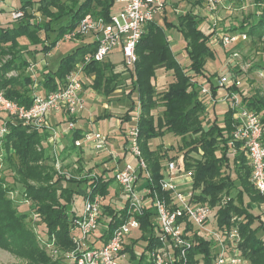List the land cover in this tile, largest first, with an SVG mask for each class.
<instances>
[{
  "label": "trees",
  "instance_id": "1",
  "mask_svg": "<svg viewBox=\"0 0 264 264\" xmlns=\"http://www.w3.org/2000/svg\"><path fill=\"white\" fill-rule=\"evenodd\" d=\"M112 7L113 0H21L17 9L24 10L23 16L16 20L11 19L6 25L0 24V54L12 56L9 62L0 67V90L18 103L29 104L33 93L32 76L24 74L22 80L18 77L5 78L4 72L8 65L25 70L29 64L28 55L51 51L64 33L75 28L87 13L109 21ZM29 10L38 11L40 19H35ZM201 22L188 9L177 14L175 22L164 18L162 26L154 22L148 24L146 32L135 47L137 61L132 68H127L131 76V90L128 93L136 92L138 97V141L150 174L148 185L162 195L158 184L164 167L162 160L179 155L167 157L165 152L157 155L148 146V141L165 133L180 138L186 169L192 170V185L198 190L196 200L214 205L222 196H227L226 203L215 213L217 225L226 227L233 216L239 218L236 222L241 236V253L249 264H264V239L258 237V232L264 230V218L253 212V205L261 206L263 197L249 181L250 167L245 158L239 151L231 153L227 145L233 112L226 106L221 124H202V113L206 106L200 100L199 86L212 82L214 73H208L204 66L208 59L214 60L217 51L208 43V29L206 32L199 27ZM171 28L176 29L185 42L187 61L184 64L175 57L165 35V30ZM238 29L246 33L253 42L260 41L264 36V12L258 16H246L239 23ZM19 38L27 39L34 47L31 54H26L27 49L20 46ZM96 45V40H90L74 47L61 57L56 70L45 65L36 87L45 92L58 89L65 75L84 55L93 53ZM158 67H163L172 77L166 88L156 93L151 79ZM112 69L113 65L107 60H93L84 66L83 74L93 75L90 85L94 90L110 95L115 90L113 82L118 76V72H113ZM230 88L234 89L233 86L226 87L228 90ZM216 92V88L212 87L214 96ZM241 94L245 105L262 113L264 123V96L258 90L252 94L242 90ZM155 111L158 112L157 115L154 114ZM119 119L126 120L127 114ZM26 129V125L20 122L9 126V132L2 142L6 152L5 159L9 162L13 179L24 186L27 199L33 203L34 211L42 219L45 234L55 239L59 250H70L73 248L70 220L77 216L71 205L77 188L58 185V182L67 180L84 183L86 189L92 193H100L104 200L113 177L99 174L74 180L60 175L52 164L46 163L51 156H48L47 146H41L49 133L34 129L26 133ZM79 135V131L71 134L68 149L76 148L73 142ZM10 148L12 152L8 151ZM11 173H8L10 177ZM7 182L0 178V248L25 260L27 264H65L60 258L52 259L50 254L40 248L35 233L26 223V214L19 212L16 202L9 197V189L13 186L5 187ZM234 189L236 195L231 196ZM81 195L83 197V191ZM103 205L101 217L105 218H100V223H105L104 231L98 237L100 239L107 237L125 219L123 209L116 211L109 204ZM153 215L154 210L147 208L140 217L141 238L137 239L144 242V249L136 264H146L143 262L144 252L158 245L151 236ZM209 246L208 240L195 237V242L187 254L188 264L194 263L195 255L202 256L204 263L210 264ZM123 251H128L135 258L132 246H125L121 252Z\"/></svg>",
  "mask_w": 264,
  "mask_h": 264
},
{
  "label": "built area",
  "instance_id": "2",
  "mask_svg": "<svg viewBox=\"0 0 264 264\" xmlns=\"http://www.w3.org/2000/svg\"><path fill=\"white\" fill-rule=\"evenodd\" d=\"M193 15L205 22L210 32L208 43L213 48H234L247 39L246 33L240 31L232 19L237 8L252 6L256 16L264 12V3L256 0H193ZM117 9L110 13L109 21L101 16L87 13L77 26L64 33L61 40H81L89 36L96 40V49L88 53L75 64L65 75L61 86L50 92L36 93L33 83L32 101L21 104L8 98L0 92V144L9 132V126L20 122L30 129L47 131V139L56 151L55 142L59 135L65 136L79 131L80 135L73 142L75 147L88 148L97 153H109L112 160V177L116 183L122 202L116 203L123 209L124 221L114 227L110 234L104 237L102 243L96 245L90 240V235L100 226L103 212V197L100 193H92L89 189L83 191L82 212L70 220L71 241L73 248L61 251L55 245L54 238L49 242L50 256L60 258L65 264H119L126 255L123 248L134 240L129 237L132 230L140 233V217L147 208L154 210L152 222V237L157 246L147 250L143 255L146 264H188L187 254L195 242V237L209 241L210 264H249L241 253L239 244L241 236L236 216L230 220L229 226L219 227L215 213L228 200L222 196L214 205L196 200L198 190L192 185V170L186 169L184 157L167 159L158 184L160 195L148 185L150 174L142 157L138 141L139 129L136 122L125 132L123 149L130 154L135 163L120 164L118 155L108 152L107 135L100 130H84L76 125V116L84 108L81 97L83 90V68L90 61H104L114 49L120 51L122 62L126 68H132L137 61L136 44L146 32L148 24L159 23L166 17L165 0H113ZM259 5L261 8H259ZM113 8V7H112ZM35 19H40V13L29 10ZM172 11H178L173 9ZM24 10L13 9L9 12L12 20L23 16ZM60 41V40H59ZM58 41V42H59ZM58 42H56L55 47ZM51 51L45 54H50ZM231 56L237 57L236 51ZM45 65L42 66V68ZM252 66V64H251ZM250 66V67H251ZM29 62L27 70L32 71ZM41 68V70H42ZM258 75L264 79V67ZM247 70L241 66L235 72L215 75L212 82L199 86L200 100L207 108H213L217 102H222L232 110V128L228 135L227 145L231 153L239 151L250 167L249 181L253 188L263 197L261 207L264 208V123L262 113L248 107L243 102L241 91L248 93ZM233 86L234 89H226ZM212 87L222 88L224 95L215 99ZM206 97L208 101L206 102ZM218 98V97H217ZM58 116L63 121L51 123V116ZM58 124V125H57ZM64 124L61 129L57 126ZM109 160V159H108ZM56 159L57 172L60 173ZM95 175H81V177ZM142 179L139 187L137 182ZM187 182L190 186L186 188ZM182 185V186H180ZM129 242V243H128ZM193 264H205L204 258L195 255Z\"/></svg>",
  "mask_w": 264,
  "mask_h": 264
},
{
  "label": "rangeland",
  "instance_id": "3",
  "mask_svg": "<svg viewBox=\"0 0 264 264\" xmlns=\"http://www.w3.org/2000/svg\"><path fill=\"white\" fill-rule=\"evenodd\" d=\"M167 6L169 7V15L167 18H171L170 20L175 19V14L181 13V11L188 10L189 8V0H182L186 1V7L182 10L178 8V11H170L177 7L179 0H165ZM257 1V0H256ZM21 0H0V24L6 25L10 23L12 20L10 18L9 12L13 9H17L20 6ZM263 2L264 1H257ZM35 7V5H34ZM118 5H114L112 10L117 9ZM172 8V9H171ZM259 8L261 6L259 5ZM34 9V8H33ZM177 9V8H176ZM255 8L252 6H247L245 8H237L234 11L232 19L235 20L236 29L243 20L248 15H255L254 14ZM166 11V9H165ZM164 11V13H166ZM256 16V15H255ZM199 27L204 31L207 30L205 26V22H201ZM207 32V31H206ZM165 35L167 37L168 43L172 52L174 53L175 57L180 63H185L186 61V52L184 49V42L183 38L179 33L175 31H171L167 29L165 31ZM53 37V36H52ZM51 37V39H52ZM84 38H90L87 36L80 37L81 40H60L56 47L51 50L50 54H45L44 52H37L36 54L28 55V53H32L34 47L28 42L25 38H19L20 46H24L27 49L26 54L28 55L29 62L33 65L32 71L24 70L22 68L13 67L12 65H8L6 71L4 72L5 78H23L24 74H29L32 76L33 83L37 85L39 80L41 79V68L43 65H47L49 69L56 70L59 64L61 57L69 53L74 47L80 45ZM84 42V41H83ZM38 48V47H36ZM216 56L214 60L208 59L205 63V69L208 73H214L215 75L226 74L229 72H235L237 69L245 68L247 70V81L248 84L247 90L248 93L252 94L254 91L258 90L261 95L264 96V79L258 75V71L261 70V67H264V36L260 39V41L253 42L249 37L247 39L238 44V46L234 48H225L220 47L216 48ZM236 51L238 56L232 57V52ZM28 52V53H27ZM12 59L10 54H0V67L3 66L6 62H9ZM107 61H109L113 65V72H118V76L113 82L115 86L114 92L110 95H105L101 91H96L91 87L92 78H89V75L83 76L82 79L84 81V87L90 88L93 93H88V95L84 98V106H92L95 109V113L93 115V121H88L87 116L79 117L78 120L76 119V125H83L87 130H99L101 128L102 131L108 133L109 135V142L107 143L108 152L111 153H123V147L120 150V146L118 145L119 140L123 138L122 127L125 132L128 128L135 124L136 122V112H137V104H138V97L136 92L128 93L131 90V76L130 70L127 69L123 62L120 51L114 49L110 54H108ZM252 64V66H251ZM251 66V67H250ZM258 70V71H257ZM93 77V76H92ZM172 74L166 72L163 67H158L155 69L154 75L151 79L152 85L156 93H159L161 90L166 88V85L170 81ZM89 78V79H88ZM88 83V84H87ZM33 86V84H32ZM3 90H0V92ZM36 93L42 94L44 91L38 87L34 89ZM224 95L223 89L218 88L216 92V98L220 99ZM218 97V98H217ZM208 97H206V102L208 101ZM106 106V107H104ZM226 109V105L224 103L217 102L214 107L207 108L204 113H202V124L207 126L213 122L218 124L222 123V116L224 110ZM80 112H78L79 114ZM127 114V119L121 121L120 127H118L117 117L122 118L124 114ZM77 114V115H78ZM103 115L102 118L98 119L97 115ZM155 115L158 114L157 111L154 113ZM88 115V114H86ZM106 115V116H105ZM96 117V118H95ZM26 133L31 132L32 130L26 126ZM57 138L55 142L56 151L53 149V146L48 142V139L41 142V146H47L48 156L51 158L46 160L47 164H52L53 168L57 172L56 167V159L58 160L57 165L59 164L60 168V175H65L66 177H70L74 180H79L81 175H99V174H112V169L109 168L110 164L107 166L108 168L101 169L99 166L106 162H98L96 161L99 157L98 154L93 153L89 155L87 161L83 160L82 158L75 157L70 155V153L61 151L60 140ZM3 142V141H2ZM69 145V144H68ZM148 146L151 149H154L157 155H160L162 152H165L166 156H172L175 154H182L184 150L181 145V139L174 136L173 134L165 133L162 136H157L152 138L148 141ZM9 152H12V149H8ZM8 153V152H7ZM105 158L110 157V154L105 152ZM126 153V152H125ZM5 150L0 144V178L6 179L8 182L5 187L13 186L12 189H9V197L16 202L17 210L19 212H24L26 214V223L29 228L35 233L36 240L40 248L42 247L48 254H50L49 249V242L53 237H49L45 234V227L42 222V219L38 216V212L34 211L33 203L27 199L24 193V186L21 183L15 182L13 179V175L10 171L9 162L5 159ZM195 156L194 153H192ZM53 159V161H51ZM135 163L134 158L127 154L126 158H122V162ZM194 159V157H193ZM108 161V160H107ZM167 160H162V166L166 164ZM11 173V177L8 175ZM8 175V176H7ZM143 182L142 179H139L137 185ZM30 183H33L30 181ZM58 185H67L71 187L77 188V193L74 196V201L72 206L73 211L79 215L82 212L83 206V197L81 195L82 191L85 190L86 185L84 183L78 182H68L67 180H61L58 182ZM116 183L113 181L110 184V189L114 188ZM190 186V183L187 182L186 188ZM236 195V189L231 192V196ZM117 196V194H115ZM109 204V203H108ZM111 206V205H110ZM118 205L112 204L111 208H117ZM253 212L256 214H260L264 218V208L256 205H253ZM104 216L101 219L104 220ZM105 221L101 222L103 225ZM101 230V228L99 229ZM130 237L141 238V233L138 230H132ZM258 237H262L264 239V230H260L258 232ZM55 240V239H54ZM56 243V242H55ZM144 248V242L142 240H137L133 245V250L138 258ZM61 251H67L62 250ZM52 258V257H51ZM53 259V258H52ZM127 258V256H123L121 260H119L120 264H136L137 259H132L131 261ZM0 264H27L25 260L19 259L9 253L7 250L0 248Z\"/></svg>",
  "mask_w": 264,
  "mask_h": 264
},
{
  "label": "crops",
  "instance_id": "4",
  "mask_svg": "<svg viewBox=\"0 0 264 264\" xmlns=\"http://www.w3.org/2000/svg\"><path fill=\"white\" fill-rule=\"evenodd\" d=\"M168 1V0H167ZM186 1H182V0H179V2H178V5H177V7H175V9L177 8V10H178V8H183L184 9V7H186ZM189 7H191V8H189V9H193L194 8V6H193V4H194V1L193 0H189ZM168 9H169V7L167 6L166 7V13L164 14L166 17V20H168V21H170V22H175V20H176V16H174L175 17V19H173V20H170L171 18L169 17V18H167V16L169 15V11H168ZM172 9V8H171ZM182 9V10H183ZM173 10V9H172ZM172 10H170V11H172ZM181 12H183V11H181ZM175 15H177V14H175ZM164 20V19H163ZM158 25H160V26H162L163 25V21H161V22H159V23H157ZM205 26H206V24H205ZM172 32L173 31H175L176 33H179L176 29H174V28H171L170 29ZM166 31V30H165ZM180 34V33H179ZM181 35V34H180ZM83 41L84 42H88V41H90V38L88 39V38H84V40H82V43H83ZM184 42V41H183ZM82 43H80V45L82 44ZM183 45H185V42H184V44ZM172 50V49H171ZM186 59V61H187V57L185 58ZM185 61V62H186ZM183 64V63H182ZM83 76H87V75H85V74H83ZM93 75L91 74V75H89V78H93L92 77ZM88 78V79H89ZM82 81H83V79H82ZM83 83H84V81H83ZM88 84V83H87ZM217 91H218V89H217ZM114 92V91H113ZM88 93L90 94V93H93L92 92V90L90 89V88H85L84 87V84H83V90H82V92H81V97H82V99H83V102H84V98H85V96L86 95H88ZM112 94V93H111ZM84 104V103H83ZM104 107H106V106H104ZM94 113H95V109H93V107L92 106H87V107H85L84 106V108L80 111V113L76 116V118H77V120H78V118L79 117H85V116H87V118H88V121H93V115H94ZM86 114H88V115H86ZM102 114L101 115H97V117H98V119H100V118H102ZM96 118V117H95ZM50 121H51V123H56V122H58V121H63V120H61V119H59V117L58 116H51L50 117ZM117 122L119 123L118 124V127L119 128H121L120 127V123H122L121 122V120L119 119V116L117 117ZM58 125V124H57ZM63 125L64 124H61L60 126H57L56 128L57 129H61L62 127H63ZM77 127L78 128H80V129H84V130H87V129H85L84 128V126L83 125H77ZM100 131H102L101 130V128L99 129ZM102 132H104V131H102ZM106 135H107V137H108V142H109V135H108V133H106V132H104ZM122 133H123V138L121 139V141L119 140V143H118V145L120 146V150H121V148L122 147H124L123 145H124V142H125V130L123 129V127H122ZM70 137H71V134H66L65 136H62V135H59V139L58 140H60V146H61V151L62 150H64V152L66 151V153L68 154V153H70V155H72V156H77V157H79V158H82L83 160H85V161H87V159L89 158V155L91 154H93V153H95V152H93L92 150H89L88 148H78V147H76V148H72V149H68L69 147H68V144H70ZM65 147H67V150H65ZM126 151L125 150H123V153L121 152V153H119V154H117V153H113V154H117L118 155V159H119V162H120V164H123V163H121L122 162V158L124 159V158H126V155L128 154L127 152L125 153ZM96 154V153H95ZM98 154V156L99 157H97L98 159L96 160V161H98V162H102V161H106V162H104V163H102L99 167L101 168V169H105V168H111L112 167V164H113V162H112V160L110 159L111 157H108V158H105L104 157V155L106 154V153H97ZM109 159V160H108ZM108 160V161H107ZM125 162H127L126 161V159H125ZM124 162V163H125ZM131 163V162H130ZM110 164V166H108ZM108 166V167H107ZM163 170H164V167L162 168V172H163ZM112 172V171H111ZM105 177L106 176H112V174L111 175H109V174H107V173H105V174H103ZM113 182V181H112ZM142 184V183H141ZM141 184H139L138 186L139 187H142V186H140ZM180 186H182V185H180ZM87 187V186H86ZM86 187H85V189H86ZM115 194H117V196H115ZM122 200H123V198H122V196H120V194H119V190H118V187H117V185H115V187L114 188H111L110 189V186H109V191H108V194H107V196L105 197V199H104V201H103V203L104 204H108L109 203V205H111L112 206V204H115V203H118L119 201H121L122 202ZM101 228V230H99ZM103 231H104V225H102L101 223H100V226L97 228V230L95 231V232H93L91 235H90V240L91 241H93L96 245H98V244H100V243H102V241H103V239L104 238H102V239H100V238H98L99 236H100V234H102L103 233ZM139 232V231H138ZM105 237V236H104ZM130 237V236H129ZM137 240H141V239H137V238H135L133 241L131 240L130 241V243H129V245H126V246H132V251H133V254H134V256H135V260L137 259V261H138V259H139V257L141 256V254L139 255V257L137 258L136 257V255H135V253H134V250H133V245H134V243L137 241ZM125 248V247H124ZM144 249V248H143ZM126 252V256H127V258L131 261L133 258L131 257V255H130V253L128 252V251H125ZM143 252V251H142ZM141 252V253H142ZM121 260V259H120ZM128 260V261H129ZM120 264V263H119Z\"/></svg>",
  "mask_w": 264,
  "mask_h": 264
}]
</instances>
